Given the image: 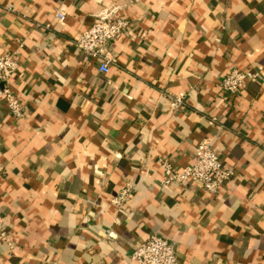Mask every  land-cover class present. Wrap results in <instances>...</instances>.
<instances>
[{"label":"crops","instance_id":"1","mask_svg":"<svg viewBox=\"0 0 264 264\" xmlns=\"http://www.w3.org/2000/svg\"><path fill=\"white\" fill-rule=\"evenodd\" d=\"M107 7L130 26L104 73L76 40ZM0 48L25 108L0 100V264H137L152 235L181 264H264V0H0ZM232 69L259 79L225 96ZM205 138L230 181L165 185Z\"/></svg>","mask_w":264,"mask_h":264},{"label":"built area","instance_id":"2","mask_svg":"<svg viewBox=\"0 0 264 264\" xmlns=\"http://www.w3.org/2000/svg\"><path fill=\"white\" fill-rule=\"evenodd\" d=\"M11 7H9V10ZM61 21L65 15L57 13ZM130 23L123 16H119L114 7H107L93 15L92 25L83 31L76 45L79 50L93 59L101 60V71L107 73L112 61L111 49L116 41L128 33ZM19 51H3L0 48V100L4 101L9 113L15 118L25 115L23 103L13 92L11 80L20 66ZM259 75L250 71L232 69L221 80L220 89L223 95H236L247 86L249 81H257ZM184 104L183 97L172 98L171 106L179 109ZM164 171L165 185L194 183L210 194H217L233 176L234 170L225 165L211 140L203 139L196 147L193 162L178 170L168 159L161 160ZM133 187H127L113 200L121 207L130 197ZM0 243H5L13 249L9 236L6 218L0 212ZM131 260L137 264H181L174 243L159 235H152L145 241L134 246Z\"/></svg>","mask_w":264,"mask_h":264}]
</instances>
